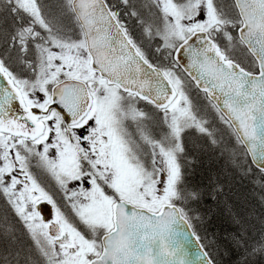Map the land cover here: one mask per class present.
Masks as SVG:
<instances>
[{
  "label": "snow or ice",
  "instance_id": "obj_1",
  "mask_svg": "<svg viewBox=\"0 0 264 264\" xmlns=\"http://www.w3.org/2000/svg\"><path fill=\"white\" fill-rule=\"evenodd\" d=\"M237 177L264 209V0H0V264H264Z\"/></svg>",
  "mask_w": 264,
  "mask_h": 264
},
{
  "label": "trees",
  "instance_id": "obj_2",
  "mask_svg": "<svg viewBox=\"0 0 264 264\" xmlns=\"http://www.w3.org/2000/svg\"><path fill=\"white\" fill-rule=\"evenodd\" d=\"M235 190L237 195L243 199L248 201V206L250 208H254L256 213L259 214L261 212V202H260V189L259 186L256 185L253 181L249 179L240 180L239 177L236 178L235 181ZM3 204L0 203V212H3ZM209 232L212 230L220 231V222L218 220H214L211 224L208 225ZM220 264H236V260L238 258L235 252L230 254H225L223 247H221V252L219 255Z\"/></svg>",
  "mask_w": 264,
  "mask_h": 264
}]
</instances>
